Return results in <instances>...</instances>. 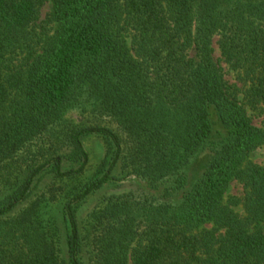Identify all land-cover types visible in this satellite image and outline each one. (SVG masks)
Returning <instances> with one entry per match:
<instances>
[{
	"label": "trees",
	"instance_id": "trees-1",
	"mask_svg": "<svg viewBox=\"0 0 264 264\" xmlns=\"http://www.w3.org/2000/svg\"><path fill=\"white\" fill-rule=\"evenodd\" d=\"M83 95L108 125L65 117ZM247 107L264 114V0H0V264H264V125ZM90 134L107 150L86 179ZM119 167L157 193L81 221Z\"/></svg>",
	"mask_w": 264,
	"mask_h": 264
},
{
	"label": "rangeland",
	"instance_id": "rangeland-1",
	"mask_svg": "<svg viewBox=\"0 0 264 264\" xmlns=\"http://www.w3.org/2000/svg\"><path fill=\"white\" fill-rule=\"evenodd\" d=\"M51 12H52V3L51 1H49L42 7L39 19L34 27L36 32L39 33L41 36H44L45 31H47L48 33H53L55 23L54 22L50 23ZM218 39H219L218 36L214 38V43H213V47L215 49L214 55L220 61V65L224 70L226 79L231 82L238 83L234 71L229 68V65L225 63L223 59H221V51L217 43ZM243 97H244L243 94H241V98ZM94 105L95 104H93V101L86 98L85 95L80 96L79 100L75 102L71 108L68 109L67 113L65 114V117L77 123L92 124L95 122L102 121L103 125H108V123H106L104 119H102L101 117L96 118L93 116V114H91L93 112L92 109ZM247 109L254 123L257 126H263L264 114L260 113V111L252 110L250 107H247ZM109 126L115 127L114 124H109ZM83 140H84L85 148L88 151L90 158L88 169L85 175V178L89 179L91 176H93V174L96 172L97 167L104 159L107 147L104 138H102L100 135L97 134L87 135ZM251 158L254 162L264 165V148H258L257 150H255L252 153ZM198 171H199L198 163H194L188 169V172L192 178ZM115 174L118 177V179L113 180L111 183L106 184L103 188L92 194L83 203L79 211V218L81 221L87 216L88 213H90L94 208H96L99 204H101L106 196L112 194L130 193V192L136 194L157 193L150 191L146 183L141 179L133 175L126 176L120 167L115 171ZM48 180H50V177H47L45 182H47ZM244 193L245 192H244L243 184L237 180L231 184L228 190V196L243 197ZM238 209L240 213H243V209L241 206ZM206 227L210 228L211 225H206ZM62 248H63V256L67 258L68 250H67V244L65 238L63 239L62 242ZM86 259L87 256H85V260Z\"/></svg>",
	"mask_w": 264,
	"mask_h": 264
}]
</instances>
